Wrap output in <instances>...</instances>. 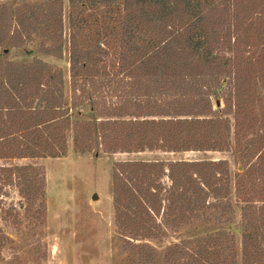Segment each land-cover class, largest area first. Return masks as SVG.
Instances as JSON below:
<instances>
[{"label": "trees", "instance_id": "obj_1", "mask_svg": "<svg viewBox=\"0 0 264 264\" xmlns=\"http://www.w3.org/2000/svg\"><path fill=\"white\" fill-rule=\"evenodd\" d=\"M41 39L47 62L0 52V160L68 153L225 152L244 168L241 264H264V0H48L0 6V50ZM218 100L220 109H215ZM91 108L94 117L82 113ZM33 211L45 209L44 172L0 167ZM115 219L135 264H238L236 239L220 230L156 249L169 228L230 221L225 160L122 161L112 170ZM261 202L262 204H258Z\"/></svg>", "mask_w": 264, "mask_h": 264}, {"label": "rangeland", "instance_id": "obj_2", "mask_svg": "<svg viewBox=\"0 0 264 264\" xmlns=\"http://www.w3.org/2000/svg\"><path fill=\"white\" fill-rule=\"evenodd\" d=\"M48 0H0V6L16 8L24 4H38ZM65 17L68 15V1ZM41 39L22 48L9 46L0 50L3 59L15 63H31L41 59L54 69H62L66 76L67 103H70L68 49L64 59L58 60L41 52ZM215 109L223 107L214 101ZM94 117L91 108L82 113ZM68 136V153L57 159L0 160L1 166L34 165L45 175V209L41 199L32 212L26 210L29 201L14 185H2L0 192V264H135L137 256L125 249L115 219L112 170L122 161H200L225 160L231 173V197L234 212L230 221L205 223L195 220L178 228H169L161 239L138 241L156 249L162 259L167 247L184 240L196 239L220 230L233 235L237 243L238 264L242 259L241 209L244 203L237 198V176L244 168L234 154V135L231 149L225 152L145 151L142 153L108 154L101 149L81 154L74 150L73 132ZM258 204H262L258 202Z\"/></svg>", "mask_w": 264, "mask_h": 264}]
</instances>
